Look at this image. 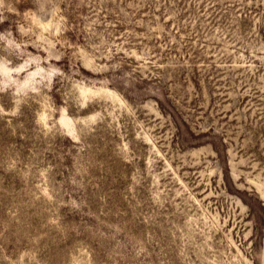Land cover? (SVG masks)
Segmentation results:
<instances>
[{
	"label": "rangeland",
	"instance_id": "rangeland-1",
	"mask_svg": "<svg viewBox=\"0 0 264 264\" xmlns=\"http://www.w3.org/2000/svg\"><path fill=\"white\" fill-rule=\"evenodd\" d=\"M0 264H264V0H0Z\"/></svg>",
	"mask_w": 264,
	"mask_h": 264
}]
</instances>
